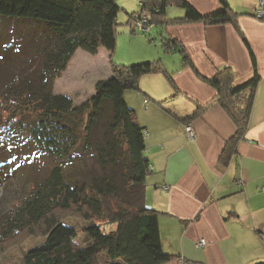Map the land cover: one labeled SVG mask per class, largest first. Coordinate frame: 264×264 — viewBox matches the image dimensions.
I'll use <instances>...</instances> for the list:
<instances>
[{
    "label": "trees",
    "instance_id": "obj_1",
    "mask_svg": "<svg viewBox=\"0 0 264 264\" xmlns=\"http://www.w3.org/2000/svg\"><path fill=\"white\" fill-rule=\"evenodd\" d=\"M217 1L221 10L209 15L199 14L185 0H141V8L151 14L143 32L163 22L159 18L165 7L174 4L184 15L165 21L231 22L248 47L252 76L245 83L234 84L229 66L202 78L215 89L216 100L235 125L220 155L227 163L247 128L259 76L236 13L227 0ZM119 10L116 0H0V19L32 22L46 32L25 33L34 38L26 54L0 52V121L1 113L8 112L5 128L15 120L14 130H25L30 143L54 160L48 174L1 222L3 237L44 227V240L26 252L23 264H162L171 259L162 248L157 211L144 200L151 169L144 155V127L124 98L149 73L164 74L175 88L171 75L159 60L125 65L110 58L112 76L96 81L94 93L83 102L75 105L68 95L53 91L76 50L114 51ZM132 18L128 14L127 23L136 31ZM180 53L190 63L182 49ZM59 212H72L87 222L82 243L75 227L58 218ZM98 219L103 224L93 222Z\"/></svg>",
    "mask_w": 264,
    "mask_h": 264
},
{
    "label": "crops",
    "instance_id": "obj_2",
    "mask_svg": "<svg viewBox=\"0 0 264 264\" xmlns=\"http://www.w3.org/2000/svg\"><path fill=\"white\" fill-rule=\"evenodd\" d=\"M185 1L201 15L221 10L217 0ZM227 2L255 56L259 76L247 128L227 163L220 155L235 125L216 100L215 89L202 78L209 79L226 66L236 85L251 78L248 47L234 24L167 22L184 15L181 7L168 4L159 18L163 22L156 23L162 43H168L163 54L142 51L132 59L159 60L175 86L164 74L149 73L140 77L136 90L124 92L145 131L144 155L151 169L144 200L157 211L162 248L171 255L162 264L264 263V16L253 14L258 0ZM171 5L180 11L170 13ZM79 52L100 66L90 90L96 81L112 76L110 57L115 49L100 47L96 54L78 49L72 58ZM186 125L194 130L192 139ZM201 238L205 243L197 245Z\"/></svg>",
    "mask_w": 264,
    "mask_h": 264
},
{
    "label": "rangeland",
    "instance_id": "obj_3",
    "mask_svg": "<svg viewBox=\"0 0 264 264\" xmlns=\"http://www.w3.org/2000/svg\"><path fill=\"white\" fill-rule=\"evenodd\" d=\"M120 10L117 15L116 25V48L111 54V59L115 63L134 64V55L142 51H152L163 54L164 46L158 34V25L153 23L151 30L143 32L136 27V31L127 23L128 14L142 12L140 0H116ZM129 8L131 11H128ZM175 13L180 9L175 6L168 7ZM125 18L124 21H122ZM133 20V18L131 19ZM35 32L45 34L40 27L32 22L15 21L13 19H0V52L5 56L16 54H26V45H32L34 38L25 33ZM151 34V39L150 38ZM156 37V38H154ZM29 40V41H28ZM28 49V48H27ZM79 52L72 58L63 76L59 77L54 84V93H65L73 100L75 105L88 99L94 92L92 79L100 71L96 70L100 66L91 57H85ZM97 53V52H96ZM95 53V54H96ZM169 56V55H168ZM168 56H164L168 57ZM126 60V61H123ZM103 62V61H102ZM125 62V63H123ZM96 67V68H95ZM9 117L8 112L1 113L0 121V264H23L26 252L41 243L44 238V227L38 226L33 230H23L14 232L8 236L4 235V226L1 222L5 213L12 211L19 205L22 198L31 190L35 182H40L52 167L54 160L41 153L37 146L27 137L25 130H14L17 122L10 123V128L5 125ZM58 218L62 222L73 225L77 230V242L84 240L83 227L87 222L73 215L72 212H59ZM95 223L103 224L102 221L93 220ZM106 230L110 227H106Z\"/></svg>",
    "mask_w": 264,
    "mask_h": 264
},
{
    "label": "built area",
    "instance_id": "obj_4",
    "mask_svg": "<svg viewBox=\"0 0 264 264\" xmlns=\"http://www.w3.org/2000/svg\"><path fill=\"white\" fill-rule=\"evenodd\" d=\"M253 14L257 17L264 16V0H258L257 7L254 9ZM150 21H151V14L147 11H142V12H136L133 15V20L131 22L135 25V27H138L144 31L149 28ZM185 131L189 138L192 139L194 137V130L191 125H186ZM261 237L264 241V235H261ZM204 243L205 240L201 238L197 242V245H203Z\"/></svg>",
    "mask_w": 264,
    "mask_h": 264
}]
</instances>
